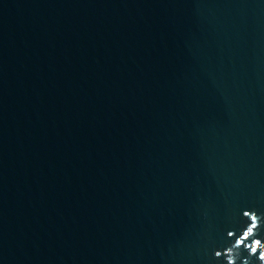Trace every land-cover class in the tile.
I'll return each mask as SVG.
<instances>
[{
	"label": "water",
	"instance_id": "1",
	"mask_svg": "<svg viewBox=\"0 0 264 264\" xmlns=\"http://www.w3.org/2000/svg\"><path fill=\"white\" fill-rule=\"evenodd\" d=\"M261 251L264 0H0V264Z\"/></svg>",
	"mask_w": 264,
	"mask_h": 264
},
{
	"label": "clouds",
	"instance_id": "2",
	"mask_svg": "<svg viewBox=\"0 0 264 264\" xmlns=\"http://www.w3.org/2000/svg\"><path fill=\"white\" fill-rule=\"evenodd\" d=\"M252 233V228H248L247 232L245 233V235H250ZM260 244V241L259 240H256L253 244V246L251 247V252L252 253H255L256 250H257V246H259ZM259 259L261 261H264V251H261L260 252V255H259Z\"/></svg>",
	"mask_w": 264,
	"mask_h": 264
}]
</instances>
